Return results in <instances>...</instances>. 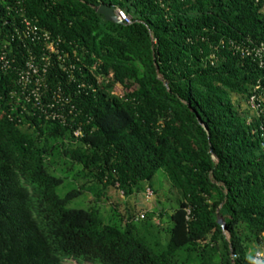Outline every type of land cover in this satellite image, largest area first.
I'll return each instance as SVG.
<instances>
[{
  "label": "trees",
  "instance_id": "1",
  "mask_svg": "<svg viewBox=\"0 0 264 264\" xmlns=\"http://www.w3.org/2000/svg\"><path fill=\"white\" fill-rule=\"evenodd\" d=\"M263 44L264 0H0V264H254L264 68L242 51ZM162 169L181 197L165 246L134 212L72 207Z\"/></svg>",
  "mask_w": 264,
  "mask_h": 264
},
{
  "label": "rangeland",
  "instance_id": "2",
  "mask_svg": "<svg viewBox=\"0 0 264 264\" xmlns=\"http://www.w3.org/2000/svg\"><path fill=\"white\" fill-rule=\"evenodd\" d=\"M118 91L122 94L124 88L119 85ZM231 98L241 113L253 115V112L249 110L250 107L245 97L232 95ZM52 167L56 172H59L65 167L64 160L56 156ZM66 180L71 181L72 177H67ZM77 185L80 184L76 183L75 187ZM89 185L87 187H91L92 189L93 185ZM107 195L108 198L99 199L95 195V191L89 189L83 197L73 202L72 207L83 209L96 207L106 224L119 222L121 217H125L124 221L126 222L127 212L129 211L134 212L137 217L140 215L146 216L145 221L150 216L147 222L138 221V230L141 234L146 235L149 241H158L162 246L167 244L171 215L178 208L181 197L179 191L171 182L166 170H160L151 183H142L141 190L135 191L132 196H124L116 188L109 189ZM146 224L147 226L143 228V225ZM251 248L253 252L264 251V247L256 243H253ZM212 264H221L219 256L213 258Z\"/></svg>",
  "mask_w": 264,
  "mask_h": 264
},
{
  "label": "built area",
  "instance_id": "3",
  "mask_svg": "<svg viewBox=\"0 0 264 264\" xmlns=\"http://www.w3.org/2000/svg\"><path fill=\"white\" fill-rule=\"evenodd\" d=\"M115 17L117 20L123 24V25H131L132 24V18L120 8H114ZM29 26V24H28ZM242 54L244 56H250L255 59H259L261 67L264 68V44L254 47L252 49L243 50ZM249 106L252 110L257 111L259 109V104L257 103L256 97L252 96L249 100ZM152 193V192H151ZM150 193V194H151ZM149 194V195H150ZM144 215H140L136 221L143 220ZM252 262L254 264H264V251H259L254 254L252 257Z\"/></svg>",
  "mask_w": 264,
  "mask_h": 264
},
{
  "label": "water",
  "instance_id": "4",
  "mask_svg": "<svg viewBox=\"0 0 264 264\" xmlns=\"http://www.w3.org/2000/svg\"><path fill=\"white\" fill-rule=\"evenodd\" d=\"M96 13L103 16L107 22L121 24L115 17L114 9L112 7L101 5L96 8Z\"/></svg>",
  "mask_w": 264,
  "mask_h": 264
}]
</instances>
